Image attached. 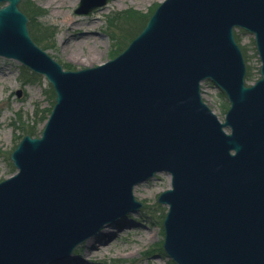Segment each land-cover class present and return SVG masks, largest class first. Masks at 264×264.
<instances>
[{
    "label": "water",
    "instance_id": "obj_1",
    "mask_svg": "<svg viewBox=\"0 0 264 264\" xmlns=\"http://www.w3.org/2000/svg\"><path fill=\"white\" fill-rule=\"evenodd\" d=\"M1 2L0 56L44 76L55 97L0 181V264L70 255L140 208L134 186L159 172L170 176L157 200L175 264H264V0H162L120 53L77 70L34 42L20 0ZM235 28L260 60L249 85ZM205 80L229 103L223 121L201 97Z\"/></svg>",
    "mask_w": 264,
    "mask_h": 264
},
{
    "label": "rangeland",
    "instance_id": "obj_2",
    "mask_svg": "<svg viewBox=\"0 0 264 264\" xmlns=\"http://www.w3.org/2000/svg\"><path fill=\"white\" fill-rule=\"evenodd\" d=\"M161 1L107 0L87 14L75 13L80 0H20L18 6L29 19L28 32L34 42L59 63L70 66H63L65 69L77 70L102 64L120 53ZM31 4L42 10L39 15L31 10L32 22L26 13ZM128 10L137 14L125 19L122 14ZM234 36L248 73L245 83L252 84L260 77L253 35L235 28ZM54 97L53 87L44 76L0 56V181L16 171L10 155L22 137L39 136ZM201 97L223 121L229 104L225 95L205 80ZM169 187L166 172L135 185L133 195L142 206L122 215L124 223L103 226L101 234L78 244L71 258L61 264H174L162 246V220L167 206L157 200L159 193Z\"/></svg>",
    "mask_w": 264,
    "mask_h": 264
},
{
    "label": "trees",
    "instance_id": "obj_3",
    "mask_svg": "<svg viewBox=\"0 0 264 264\" xmlns=\"http://www.w3.org/2000/svg\"><path fill=\"white\" fill-rule=\"evenodd\" d=\"M28 6V5H27ZM34 10L35 11V13H34V15H39V14H41L42 13V10H39V9H37L36 7H35V5L34 4H31L30 6H29V9L27 10L26 9V13H28V15H29V17H30V21L32 22L33 21V16H32V13H31V10ZM137 14V12L136 11H125L123 14H122V16H123V18L125 17V19H127V18H129L130 19V17L132 18L133 16H134V14ZM150 16V15H149ZM149 18V17H148ZM148 18H146L144 21H143V23H142V25H141V27L139 28L140 30H139V32L142 30V28L144 27V25H145V23H146V21H147V19ZM127 21V20H126ZM138 31L136 32V34L135 35H137L138 33H139ZM134 35V36H135ZM133 36V37H134ZM235 39H236V41L238 42V38L235 36ZM33 40H34V38H33ZM34 41H36V40H34ZM63 66L64 67H66V68H69L70 66L68 65V64H63ZM248 76V73L246 74V76H245V78Z\"/></svg>",
    "mask_w": 264,
    "mask_h": 264
},
{
    "label": "bare ground",
    "instance_id": "obj_4",
    "mask_svg": "<svg viewBox=\"0 0 264 264\" xmlns=\"http://www.w3.org/2000/svg\"><path fill=\"white\" fill-rule=\"evenodd\" d=\"M50 2H51V1H50ZM149 179H150V178H149ZM149 179H148V180H149ZM146 181H147V180H146ZM127 213H128V212H127ZM122 218H123V216H120L119 218H116V219H114V220H112V221H109V222L105 223L103 226L108 225V224H109V225H111V224H117V225H120L121 223H124L123 221H121ZM103 226H102V227H103ZM102 227L99 229V231H98L96 234H101V233L103 232ZM96 234H95V235H96ZM90 237H93V235L90 236ZM85 240H86V239H85ZM89 242H91V241H89ZM89 246H90V245H89ZM89 246H88V247H89ZM90 247H92V246H90ZM71 256H72V253H71L70 255L64 257V258L59 259V260H52V261H50V262L47 263V264H61V263H64V262H62V261L71 258ZM58 262H60V263H58Z\"/></svg>",
    "mask_w": 264,
    "mask_h": 264
}]
</instances>
